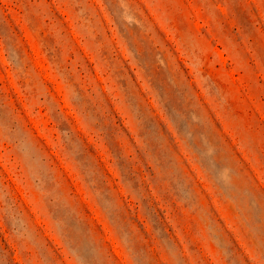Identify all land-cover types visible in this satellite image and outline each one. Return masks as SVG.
Returning <instances> with one entry per match:
<instances>
[{
    "label": "rangeland",
    "instance_id": "1",
    "mask_svg": "<svg viewBox=\"0 0 264 264\" xmlns=\"http://www.w3.org/2000/svg\"><path fill=\"white\" fill-rule=\"evenodd\" d=\"M0 264H264V0H0Z\"/></svg>",
    "mask_w": 264,
    "mask_h": 264
}]
</instances>
